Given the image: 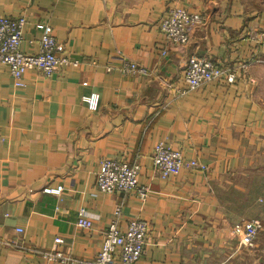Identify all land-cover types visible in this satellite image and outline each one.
Returning <instances> with one entry per match:
<instances>
[{"label": "crops", "instance_id": "obj_1", "mask_svg": "<svg viewBox=\"0 0 264 264\" xmlns=\"http://www.w3.org/2000/svg\"><path fill=\"white\" fill-rule=\"evenodd\" d=\"M174 6L204 18L184 47L160 30ZM256 8L245 0H0L1 16L26 19L22 51L40 53L45 24L70 61L51 77L29 70L23 87L0 65V264H65L44 257L54 248L93 260L110 223L126 232L136 219L149 225L138 264H264V91L260 73L237 69L264 53ZM190 56L237 71L189 91ZM127 59L151 74L123 73ZM159 141L208 170L161 178L152 163ZM106 159L140 165L148 198L99 190ZM82 213L90 229L77 225ZM254 220L262 229L249 247L236 225Z\"/></svg>", "mask_w": 264, "mask_h": 264}, {"label": "built area", "instance_id": "obj_2", "mask_svg": "<svg viewBox=\"0 0 264 264\" xmlns=\"http://www.w3.org/2000/svg\"><path fill=\"white\" fill-rule=\"evenodd\" d=\"M25 22L24 17L12 18L0 15V65L9 67L15 84L19 87L25 86L23 78L29 70L37 69L47 77H51L60 65L70 63L69 59L57 54L60 46L51 28L45 24L38 25L44 33L40 41V53L29 54L22 51ZM203 22L202 15L189 12L184 7L174 6L164 16L160 30L165 34L170 45L184 47L190 43L193 31ZM162 54L166 55L167 50H164ZM121 71L125 74H151L148 67L129 59L124 62ZM183 72L189 91H196L203 85L217 81L227 74L234 77L236 73L231 67L200 56H190L184 63ZM86 100L89 101V99ZM152 163L163 179L179 175L185 168L208 170L207 165L199 159L187 160L181 149L174 148L165 141H159L155 146ZM140 173V165L123 160L106 159L98 172L97 185L99 190L109 194L118 191L136 192L144 201L149 196V187L139 183ZM47 192H52V189H48ZM77 225L83 229H90L93 225L92 218L82 213ZM261 229L262 224L258 220L236 225V230L241 232L242 243L249 247L255 245ZM148 236L149 225L142 219L131 221L126 232L121 231L118 221H113L104 232L103 247L95 259L71 258L55 248L44 252V257L49 261L65 264H138ZM56 242L59 244L63 242V239L58 237Z\"/></svg>", "mask_w": 264, "mask_h": 264}, {"label": "rangeland", "instance_id": "obj_3", "mask_svg": "<svg viewBox=\"0 0 264 264\" xmlns=\"http://www.w3.org/2000/svg\"><path fill=\"white\" fill-rule=\"evenodd\" d=\"M246 1V4L249 5V1L252 2V5L256 8V7H259L264 10V2L263 4L261 5L260 3L264 0H245ZM254 1L255 3L257 4H254ZM186 9V8H185ZM257 9V8H256ZM263 43V41H262ZM264 45V43H263ZM262 49L264 50V46H262ZM249 58V57H248ZM250 61H247V62H244L243 65L240 67V68H237V69H242V70H249V69H253V71L257 72V73H260L261 75H259V77L261 78L260 82H261V87L263 88V91H264V53H262L261 56H258L257 57H250ZM237 69L233 68L234 71H237Z\"/></svg>", "mask_w": 264, "mask_h": 264}]
</instances>
